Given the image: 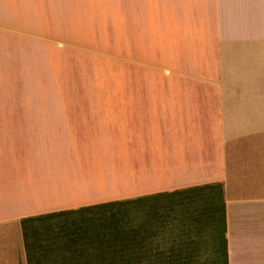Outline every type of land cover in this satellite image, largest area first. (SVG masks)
<instances>
[{"label": "crops", "instance_id": "1", "mask_svg": "<svg viewBox=\"0 0 264 264\" xmlns=\"http://www.w3.org/2000/svg\"><path fill=\"white\" fill-rule=\"evenodd\" d=\"M7 17L28 36L0 53L54 99L0 102V235L74 218L0 264H264V0H0Z\"/></svg>", "mask_w": 264, "mask_h": 264}, {"label": "rangeland", "instance_id": "2", "mask_svg": "<svg viewBox=\"0 0 264 264\" xmlns=\"http://www.w3.org/2000/svg\"><path fill=\"white\" fill-rule=\"evenodd\" d=\"M10 20L11 19L8 17L0 18V42L4 43L7 37H10L12 40H20L21 38L28 36V32H25L27 34L22 33V31L16 27V24ZM28 39L32 38L28 37L27 40ZM21 66L22 64L20 60H13L11 58L5 59L4 55L0 53V102L54 99V94L26 91L27 87L26 85L23 86V80L25 79L26 82L27 78H22L20 76L21 73L17 71ZM10 75L14 77H10ZM14 81H16V85L13 84ZM117 210V206H108L107 211L115 213ZM73 218L66 215H57L13 222L6 227H2L6 232H3L2 235H0V243L11 241L10 243L15 247L19 246L21 241H23L24 246H30L29 250H31L32 244L36 245L39 244L38 241H41L46 244V250L49 248L51 249L52 244L54 243L52 234H58L61 236L63 234L66 235L68 233L69 223H71ZM77 223L80 224L81 222L77 221ZM108 223L110 224V221H108ZM115 223L117 224V220L114 219L112 224ZM1 248L3 249V247ZM4 254L5 252H2L0 256ZM49 259H52V257L46 254L45 260L42 264L46 263ZM49 262L51 263V261Z\"/></svg>", "mask_w": 264, "mask_h": 264}]
</instances>
